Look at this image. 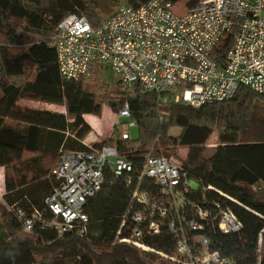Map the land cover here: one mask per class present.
I'll return each instance as SVG.
<instances>
[{
  "label": "trees",
  "instance_id": "16d2710c",
  "mask_svg": "<svg viewBox=\"0 0 264 264\" xmlns=\"http://www.w3.org/2000/svg\"><path fill=\"white\" fill-rule=\"evenodd\" d=\"M116 1L0 0V35L6 39L0 44V168L4 170L0 264H177L154 253L155 260L151 252L116 241L133 178L150 154L173 156L189 179L199 184L197 191L188 192V201L212 213H216L214 204H219L241 225L238 232L223 233L216 222L204 223L202 231L191 234H204L208 250L216 251L223 264H264V193L255 190V185L264 184V97L239 86L230 99L191 107L168 98L163 101L138 87L123 90L119 82L109 87L98 65L87 78L74 81L60 76L50 45L57 24L66 15L76 14L97 28L114 13L119 4L110 13L109 4ZM122 1L138 7L149 0ZM166 1L176 5L182 0ZM106 2L107 10L101 4ZM18 29L41 39L15 52L12 47L21 42ZM233 33L225 34L214 48L212 59L217 64L222 63ZM20 100L63 106L65 114L22 105ZM125 104L137 138L112 135L100 146H115L131 163V182L122 176L109 183L111 173L105 172L101 188L85 203L88 225L83 236H58L38 224L33 232H22L8 207L17 205L26 213L41 211L45 197L58 184L50 171L60 151L76 150L75 146L87 149L80 142L90 131L83 115L100 116L105 106L116 113ZM171 127L180 130L177 136L169 134ZM213 133L217 144L205 157ZM27 154L31 156L25 158ZM127 235L123 228L120 238ZM143 242L164 254L173 253L176 245L175 237L164 229Z\"/></svg>",
  "mask_w": 264,
  "mask_h": 264
},
{
  "label": "built area",
  "instance_id": "2783aa9c",
  "mask_svg": "<svg viewBox=\"0 0 264 264\" xmlns=\"http://www.w3.org/2000/svg\"><path fill=\"white\" fill-rule=\"evenodd\" d=\"M166 0H149L131 7L120 3L114 13L93 28L84 16L68 14L57 24L51 46L59 74L66 80L87 78L94 65L110 67L123 90L151 91L175 103L199 107L230 99L239 86L264 97V0H198L178 13ZM232 41L221 64L212 52L223 36ZM114 126L123 140L135 127L125 104L115 113ZM126 118V123H120ZM61 150L50 171L58 182L45 197L44 208L26 213L8 207L22 232L54 230L58 236H83L88 217L84 206L111 173L109 183L122 176L130 181L131 163L113 145ZM134 179L116 241L153 252L177 264H223L208 238L199 233L210 223L223 233L240 230L227 209L214 204L216 213L188 201L189 177L177 161L147 155ZM213 210V209H212ZM189 215V217H187ZM127 236L120 238L122 229ZM176 240L171 254L145 245L144 237L162 230Z\"/></svg>",
  "mask_w": 264,
  "mask_h": 264
},
{
  "label": "rangeland",
  "instance_id": "374dc122",
  "mask_svg": "<svg viewBox=\"0 0 264 264\" xmlns=\"http://www.w3.org/2000/svg\"><path fill=\"white\" fill-rule=\"evenodd\" d=\"M195 2H196V0H182L175 5L174 9L176 12L182 13V12L186 11V9L192 3H195ZM120 3H124V2L122 0H117L114 4H111V5L109 4V6H110L109 13L113 10L114 7H116ZM101 4H102V7H107L106 6L107 2L101 3ZM107 9H108V7L105 8V10H107ZM103 15L104 14H101V17H103ZM18 34H20V36H21V39H20L21 42H20V44L12 47L13 51H15V52L22 51L31 43L37 42L41 39V37L35 33L21 32L19 29H18ZM5 42H6L5 37L0 35V44L1 43L4 44ZM101 74H102V77L104 78L106 84L109 85V87H114L116 85V83L118 82L117 74L114 71H112V69L110 67H103L101 70ZM0 96H1V92H0ZM104 96H102L100 99H102L105 102L106 100L103 99ZM19 103L22 105H27L30 107H37V108L44 106V105H42L44 103L29 101V100H20ZM61 110H62V108H61ZM94 118L98 121V124L101 125L102 128H101V133H98L97 131L94 132V135H97V137H96L94 142L89 144L90 147L99 148L100 143L105 142L104 140L106 138L111 137L112 135L114 138H117V135H119V128H116L114 126V122H115L114 120L116 118L114 112L110 111V109L108 107H103L102 114L100 116H94ZM127 121L128 120L126 118L120 119V123H126ZM179 131L180 130L177 127H171L168 132L172 136H177ZM92 133H93V131H92ZM129 135H130V140H132V141L135 140L137 138V127H133V126L130 127L129 128ZM216 144H217V135H216V133H213L209 137V139L207 140L206 147H205V150L203 152V156H205V157L210 156L213 153ZM76 147L77 146H75L74 149H76V150L79 149L78 147L77 148ZM179 152L182 155L185 154L184 148H181V151H179ZM150 155H154V154H150ZM29 156H31V155L27 154V155H25V158H27ZM171 158H173V156H171ZM173 160H174V158H173ZM53 165H55V163ZM3 176L4 175H0V198H1V191H2L1 182L3 180ZM188 187L194 191H197L200 188L199 184L195 180H189ZM259 189H261V190H259ZM255 190L258 192L264 193V184L255 185ZM151 253H152L151 258H154L156 260V258H158L157 257L158 255H155L153 252H151Z\"/></svg>",
  "mask_w": 264,
  "mask_h": 264
},
{
  "label": "crops",
  "instance_id": "0c3cea01",
  "mask_svg": "<svg viewBox=\"0 0 264 264\" xmlns=\"http://www.w3.org/2000/svg\"><path fill=\"white\" fill-rule=\"evenodd\" d=\"M44 106H41L40 109H45V110H48V111H52V112H57V113H61V114H65V108L63 106H57V105H53V104H42ZM106 107V106H105ZM37 108V107H36ZM62 108V110H61ZM103 111V110H102ZM83 119L84 121L89 125L90 127V131L89 133H87L86 135H84L82 137V139L80 140V142L83 144V145H89L90 143L94 142L97 135H94V132H98V133H101V128L102 126L98 124V121L94 118L93 115H89V114H86V115H83ZM116 120V118H115ZM114 120V121H115ZM115 123V122H114ZM93 131V133H92ZM2 170V171H1ZM0 175H4V170L3 168H0ZM1 185H2V191H1V195L4 193V187H3V180L1 182ZM1 200V198H0ZM1 230V229H0Z\"/></svg>",
  "mask_w": 264,
  "mask_h": 264
}]
</instances>
